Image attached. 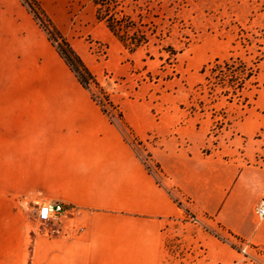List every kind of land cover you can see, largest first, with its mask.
I'll use <instances>...</instances> for the list:
<instances>
[{
	"label": "crops",
	"instance_id": "1",
	"mask_svg": "<svg viewBox=\"0 0 264 264\" xmlns=\"http://www.w3.org/2000/svg\"><path fill=\"white\" fill-rule=\"evenodd\" d=\"M37 1L51 17L47 0ZM105 28V40L116 46ZM121 113L138 138L158 139L151 160L164 184L81 85L35 14L21 0H0V264H167V232L189 216L264 245V220L255 214L263 173L199 157L204 125L182 124L178 115L157 121L135 105L122 104ZM45 202L61 203L64 212L40 223L38 204ZM197 237L208 264H246L229 244L201 231Z\"/></svg>",
	"mask_w": 264,
	"mask_h": 264
},
{
	"label": "rangeland",
	"instance_id": "2",
	"mask_svg": "<svg viewBox=\"0 0 264 264\" xmlns=\"http://www.w3.org/2000/svg\"><path fill=\"white\" fill-rule=\"evenodd\" d=\"M113 1L118 3L121 15L131 18L147 35L148 44L135 53L118 39L116 46L105 40L106 24L97 19L94 0H47L46 5L109 94L113 107L94 89L113 122L158 181L165 183L160 167L151 160V149L158 139L154 134L144 139L135 135V141L119 119L122 104L148 109L157 121L178 115L182 124L190 121L197 127L204 125L208 137L199 157L232 159L249 174L263 173L264 179V0ZM49 37L57 47L55 34L51 32ZM216 59H239L255 70L240 101L229 102V97L219 95L220 89L216 96L199 87L205 82L202 69ZM224 116L221 125L218 122ZM192 137L193 142L201 139L200 134ZM171 192L177 199V191L172 188ZM193 218L175 222L167 232V264L209 263L207 247L197 237L198 231L229 244L244 263L264 264V245L251 244L206 218ZM222 253L228 256L224 250Z\"/></svg>",
	"mask_w": 264,
	"mask_h": 264
},
{
	"label": "trees",
	"instance_id": "3",
	"mask_svg": "<svg viewBox=\"0 0 264 264\" xmlns=\"http://www.w3.org/2000/svg\"><path fill=\"white\" fill-rule=\"evenodd\" d=\"M23 3L35 14V17L40 22L41 27L47 31L49 35L51 32L56 36V42H59L57 49L59 54L73 71L78 78L81 85L87 89L93 100L99 104L103 112L109 116L113 122L110 114L108 113L105 104L99 99L94 89H97L103 96V99L113 107L109 94L102 88L101 83L97 76L87 66L85 61L72 47L67 38L57 29L53 21L45 13L42 6L37 0H21ZM97 7V19L105 22L109 31L121 42L125 49L130 53L137 52L141 47L148 44L149 40L145 33H142L133 23L131 18L121 15L118 10V3L113 0H94ZM37 10L41 18L44 19L46 26L39 20L38 15L34 12ZM172 55L175 51H170ZM205 74V82L200 84L202 89H208L209 94L216 96L224 95L229 97V102L234 99L242 98V92L245 89L246 82L255 76V70L249 68L245 63L239 59H230L228 61H220L216 59L213 64L205 66L202 71ZM209 72V74H208ZM221 90L219 93L218 90ZM219 93V95H218ZM119 119L124 127L130 132L133 139L137 141L132 128L125 122L122 113H119ZM226 116L223 121H219L221 125L224 124ZM114 123V122H113ZM180 204V203H179ZM181 205V204H180ZM218 237L217 235H215ZM221 239L220 237H218ZM222 241L226 242L224 239Z\"/></svg>",
	"mask_w": 264,
	"mask_h": 264
},
{
	"label": "built area",
	"instance_id": "4",
	"mask_svg": "<svg viewBox=\"0 0 264 264\" xmlns=\"http://www.w3.org/2000/svg\"><path fill=\"white\" fill-rule=\"evenodd\" d=\"M64 212V206L61 203L45 202L38 204V211L36 213V219L40 223H48ZM255 214L259 220L264 219V198H262L255 208ZM196 221L195 218H193Z\"/></svg>",
	"mask_w": 264,
	"mask_h": 264
}]
</instances>
